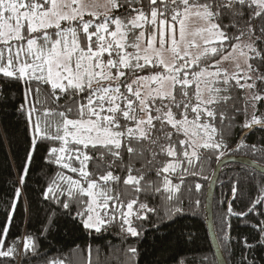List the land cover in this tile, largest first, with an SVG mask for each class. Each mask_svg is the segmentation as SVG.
<instances>
[{
  "label": "snow or ice",
  "instance_id": "6c2138e0",
  "mask_svg": "<svg viewBox=\"0 0 264 264\" xmlns=\"http://www.w3.org/2000/svg\"><path fill=\"white\" fill-rule=\"evenodd\" d=\"M260 20L264 0H0V76L23 85L33 150L37 140L58 142L50 161L79 177H60L62 206L75 207L84 229L100 233L122 219L121 231L138 236L130 217L155 211L141 196L159 195L179 213L173 193L204 159L226 154L224 134L238 116L244 128L264 129ZM254 227L264 236V220ZM24 250L35 252L31 236ZM16 252L0 239V257Z\"/></svg>",
  "mask_w": 264,
  "mask_h": 264
},
{
  "label": "trees",
  "instance_id": "16d2710c",
  "mask_svg": "<svg viewBox=\"0 0 264 264\" xmlns=\"http://www.w3.org/2000/svg\"><path fill=\"white\" fill-rule=\"evenodd\" d=\"M259 25H264V20ZM23 92L21 83L0 76V239L4 250L13 245L17 248L14 258L0 257V264H49L53 260H63L64 264H88L89 260L91 264H218L207 226L206 197L211 177L226 155L246 156L264 166V129L255 126L243 135L245 117L238 116L224 134L226 154L219 160L214 155L204 159L195 169L197 174L187 175L180 192L173 193L183 201L179 213L173 210L169 214L171 205L165 206L159 195L141 196L140 202L155 211L139 210L146 218L130 217L138 236L121 231L122 219L97 233L83 228L75 218V207L71 212L63 208L68 185L60 177H79L50 161L49 148L59 147L58 142L37 140L33 150L32 129L19 110L24 103ZM160 159L167 162L172 158ZM180 170L169 177L173 185L179 183ZM114 174L126 175L119 167ZM150 178L157 179L155 174ZM159 182L163 190V176ZM197 183L201 185L198 191ZM233 184L238 189L235 197ZM50 186L52 193L47 191ZM131 198L134 194L129 193L125 200ZM257 199L264 200V173L244 164L225 165L216 185L213 212L216 235L228 264H242L245 257L254 264H264V245L258 243L264 236L254 227L264 220L260 215L264 203L256 205L255 212L249 211ZM137 209L138 205L134 206V213ZM28 236L35 252L25 253ZM132 247L135 254L128 251Z\"/></svg>",
  "mask_w": 264,
  "mask_h": 264
},
{
  "label": "water",
  "instance_id": "95a60500",
  "mask_svg": "<svg viewBox=\"0 0 264 264\" xmlns=\"http://www.w3.org/2000/svg\"><path fill=\"white\" fill-rule=\"evenodd\" d=\"M251 130H252V128L246 129V131L243 133V135L247 134ZM229 163L244 164V165L253 167L254 169L264 173V166L263 165L259 164L258 162L254 161L253 159H251L249 157L242 156V155H234V154L226 155L217 163L215 170H214V173L211 177L209 187H208V191H207L206 213H207L208 231H209L211 243H212V246L214 248L218 264H228V262L224 256V253L222 251V248L220 246V243H219V240L217 238L216 231H215L213 201H214V193H215L216 185H217L221 170L224 168L225 165H227ZM230 201H231V199H230ZM230 201H229V204H230Z\"/></svg>",
  "mask_w": 264,
  "mask_h": 264
},
{
  "label": "rangeland",
  "instance_id": "374dc122",
  "mask_svg": "<svg viewBox=\"0 0 264 264\" xmlns=\"http://www.w3.org/2000/svg\"><path fill=\"white\" fill-rule=\"evenodd\" d=\"M195 27V25H193V28Z\"/></svg>",
  "mask_w": 264,
  "mask_h": 264
}]
</instances>
